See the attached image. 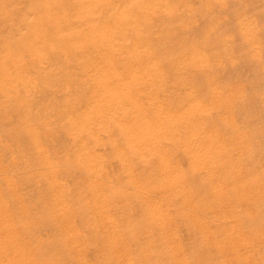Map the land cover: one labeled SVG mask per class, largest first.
<instances>
[{
	"label": "rangeland",
	"instance_id": "1",
	"mask_svg": "<svg viewBox=\"0 0 264 264\" xmlns=\"http://www.w3.org/2000/svg\"><path fill=\"white\" fill-rule=\"evenodd\" d=\"M40 1L34 0V4L32 0H0V48L5 40L20 45L24 39H35L38 35L36 38L42 36L43 41L45 38L49 41L55 36L54 22V26L51 23L49 26L33 28L36 20L39 22L47 18L57 20L51 12L49 16L45 15L46 7L49 2L52 3V0ZM74 1H61L69 5L64 4V11H60L57 17L66 18ZM93 1L97 4L95 8L97 14L105 16L107 20L113 15L124 14L121 15L124 16V21L120 29L111 30L110 25L104 26L105 30L102 31L106 34L102 33L104 37L101 43L106 45L113 37L115 48L112 52L115 61L117 65H126L127 72L126 68H123V74L109 75L115 76L116 82L127 84V87L114 94L105 86L102 90L94 91L95 93L92 91V94L88 88L94 82L92 76L94 74H28L35 79L38 86L36 90H40H37L39 96L36 94L27 97L29 102L31 100L35 102V110L34 107L29 110L32 112L31 115L27 112L28 107L18 105L11 97L12 101L8 99L9 96L5 95L6 98L2 93V96L0 94V183L4 184H0V201L3 207L11 212L19 211V207H26L22 221L15 225L14 230L9 228V232L12 233L31 221L32 224L26 230L28 233L26 235L29 237L25 240L28 243L23 241V250L36 255L42 248L44 254L54 257L52 264H264V0H107L105 3L101 0ZM57 3L60 2L53 0V4ZM39 11L41 14L44 13L42 14L44 17H41V14L37 15ZM7 12L8 14L10 12L11 16L7 15ZM93 13L96 14L94 11ZM101 24L105 25L106 22L102 20ZM77 26L72 20L70 23L65 22L63 34H66V38L54 37L57 43L68 46L70 57L74 58L82 53L79 49L76 51L73 48L75 47L73 36L79 31ZM19 28L24 29L21 31ZM45 28L48 30L46 31ZM79 29L81 32L79 31L78 35H87L86 42L83 40V46L89 47L93 41L92 32L85 24ZM73 32L75 33L72 34ZM42 33L49 34L50 38ZM100 34L98 32L99 36ZM27 46L29 45L23 46L25 51L23 47L20 48L22 55H20L21 61L16 65L18 69H26L28 61L33 59V55L30 54L33 50ZM49 52L51 55H58L55 49L51 48ZM132 66L133 69L141 70V74H130ZM150 69H152L150 74H143ZM49 76L71 80V85L76 80L72 85L75 93L72 95L71 108L76 117L79 116V122H82L77 128L75 126L74 128L72 123H68L69 118L65 116L68 102L63 96L67 90L66 85L62 86V83L56 81L49 85L46 82ZM110 92L113 95L109 94ZM89 94L92 99L89 98ZM94 94H97L96 98ZM84 95L86 98L83 97ZM87 97L89 101L95 103H91L89 122L85 123L82 121L84 118L82 113L85 107L84 100H88ZM101 98L104 102L99 101ZM50 103H56L55 107L57 106L56 110H58L48 108L47 112L46 107ZM104 103H107V108ZM109 103L113 105L110 106ZM116 105L117 107H114ZM23 107L26 108V116L30 115L34 120L29 117H24L23 120L26 114ZM109 108L119 109L110 112ZM138 113L140 116L137 117ZM20 115H22L21 123L18 120ZM41 115H44L45 119H42L44 116ZM134 118H137L136 121ZM27 122L30 123V127ZM34 126L37 127L36 130ZM142 126L145 128L143 132ZM147 129L150 136L146 135ZM78 130L81 131L77 132ZM187 133H191L186 137L188 140L185 138ZM11 134L15 135V138ZM193 135L198 138L197 142ZM76 136L83 139L82 146L76 142ZM35 138L40 139L42 143L40 150L35 146ZM192 138L195 140L192 141ZM4 140L6 141L3 144ZM51 140L54 142L51 143ZM157 140L161 141L157 143ZM153 141H156V145H151ZM142 143L148 146L145 147ZM32 146L33 150L30 149ZM83 150L91 152V165L81 160ZM161 151L165 154H161ZM198 151L199 153L196 154ZM41 152L39 160L36 156L38 157ZM51 154L53 155L50 156ZM31 156H33L32 162L29 160ZM45 156H49L52 165L42 168V157ZM55 156L57 158H54ZM166 160H171L176 170L169 165L170 161L167 163ZM24 161L27 163L24 164ZM166 163L168 168L165 166ZM64 164L67 166L64 167ZM14 165L23 169H18ZM158 165H160L159 172L156 170L159 168ZM12 167L18 169L16 175L19 177L15 175V178L16 170H12L14 169ZM155 170L157 172H153ZM151 172H153L152 176ZM157 173L162 175L164 173V180L159 174L163 181H157L159 179ZM62 174L63 176H60ZM30 176L32 179H29ZM37 176L42 178L36 179ZM152 177L155 180L151 182ZM148 181L151 184L148 185ZM40 183L42 186L49 185L43 189ZM36 184L37 187L40 186L39 191L37 190L40 195L38 193V198L34 199ZM19 186L28 188L19 189ZM25 191L34 193V198L30 192L28 193L32 197L27 192L24 193ZM5 193L8 195L5 196ZM55 193L64 199V203L50 210L48 205ZM39 197L45 202H41ZM37 201L39 204H45L44 207L42 205L43 211ZM11 203L14 204L9 205ZM30 203L36 204L33 207L30 205L31 210L28 207ZM153 206L158 208L155 209ZM37 209L41 210L40 214ZM148 209L150 212L147 211ZM26 211L32 215V218H29L30 215L28 216ZM32 211L34 214L38 213L39 217L31 214ZM152 213L165 215L162 216L165 218L164 225L155 224L156 220L153 219L155 216ZM25 215L28 218L24 217ZM42 215L47 219L42 224L44 222L47 224L49 219L52 223L51 225L49 222L50 227L48 224L41 226V228L45 226V231L39 228L41 222H37L44 220H39ZM149 216L153 218L149 219ZM80 219L83 221L80 222ZM52 220L55 223L61 221L56 223L59 229ZM19 224L22 226H18ZM33 224L37 226H32ZM70 224L77 229L75 242H72V237L68 233ZM48 228L56 232L48 234L51 231ZM29 229H34L33 234L36 232V236H32V231L29 233ZM37 233L38 235L43 233L44 240L37 236ZM30 237L36 241L29 240ZM37 237L41 240L38 241ZM55 240L56 243L53 244ZM58 240L63 246L59 245ZM32 241L36 246L32 245ZM46 241L49 242L45 243ZM148 244L150 245L147 246ZM30 246H33L32 250H28ZM44 247L51 251L44 252ZM142 248L146 252L149 250L151 256ZM141 254H144L143 257L139 256Z\"/></svg>",
	"mask_w": 264,
	"mask_h": 264
},
{
	"label": "bare ground",
	"instance_id": "2",
	"mask_svg": "<svg viewBox=\"0 0 264 264\" xmlns=\"http://www.w3.org/2000/svg\"><path fill=\"white\" fill-rule=\"evenodd\" d=\"M33 2L32 3H34L35 4V2H34V0H32ZM36 1V0H35ZM40 1V0H39ZM55 2H56V0H54ZM58 2H60V3H57V4H53V0H52V3H48V5H47V7H46V16H49V13L51 12V13H53L54 14V17L55 18H57V20H52V19H48L47 17V19H44L43 21H42V19H41V21L39 22V20H36L34 23H33V28H35V27H37L38 26V28H39V26H43V27H45V26H49V24H53V22L56 24H53V26L55 25V29L53 28V26H51L53 29H54V31H53V33H55V38H60V37H64L65 36V38H66V34H63V32H64V30H65V27H64V23L65 22H67V23H70L71 22V20H72V22H75V24H76V26L77 25H79V26H77L78 27V30L81 32V29H79V27L81 26V25H86V27L92 32V38H93V41H92V43L90 44V46L89 47H85V46H83V40H85V42H86V37H87V35L85 34V35H78V34H80L79 33V31H78V33H75V32H73L72 34H74L75 33V35L73 36L74 37V39L75 40H73V44H74V46L75 47H73V48H75V50L77 51V49H79L82 53L78 56V57H70V49L68 48V46L67 45H65V44H63V43H57L56 41V39L54 38V37H51V39L49 40V41H46V38H45V41H43L42 39L44 38V37H40V38H36V37H38V36H36L35 37V39H28V40H25L24 38H22V36H21V39L23 40L24 39V41H22L21 42V44H22V46H21V44L20 45H17V44H13V43H11V42H6V40L4 41V44L1 46V48H0V94L2 93L4 96L5 95H7V96H9L8 97V99H14L17 103H18V105H21V106H26V107H28L27 108V112H29L30 113V115H31V111H29L30 110V108L31 109H33V107H34V105H35V102L33 101L32 102V100L29 102L28 100H27V97L30 95H36V94H38L37 96H39V93H38V91L37 90H39V89H37L36 90V88L38 87L37 86V84H36V82H35V79L33 78V77H31V76H29L28 74H94V75H92L93 76V79H94V82H93V84L88 88V91L90 90L91 92L93 91H96V90H102V88L103 87H108L107 89L109 90V91H111L112 93H114V92H116V91H118V93H119V91H121V90H125L126 89V85L127 84H125V85H123V84H121V83H118V82H116V77L115 76H113V75H109V74H123V71L124 70H122L123 68H126V72H127V66L125 65V66H123V65H117V63H116V61H115V58H114V55H113V49L115 48L114 47V42H113V40H112V38L113 37H111L112 36V34L110 35V37H111V40L106 44V45H102V43H101V40H103V37L104 36H102V33H105V32H103L102 30H105V28H104V26H109L110 27V29L111 30H118V29H120L121 27H122V25H123V19H124V16H121V15H124V14H117L116 16H114L113 15V17H111V18H109L108 20L106 19V17L105 16H103V15H99V14H97V12L95 11V8L97 7V4L96 3H94V1L93 0H75L74 2H73V4L71 5V3H70V5H71V7H70V12H69V14L68 15H66L67 17L66 18H58L59 17V13H60V11H64L63 9L65 8V7H63V5L64 4H66V3H62L61 1H63V0H61V1H59V0H57ZM103 3H105L107 0H101ZM65 2V1H64ZM96 2V1H95ZM13 3H14V1H13ZM40 3H41V1H40ZM68 3H69V1H68ZM67 3V4H68ZM66 4V5H67ZM69 5V4H68ZM6 6V5H5ZM32 6H33V4H32ZM36 7H37V2H36V5H35ZM34 6V7H35ZM4 7V6H3ZM11 7V6H10ZM69 7V6H68ZM66 8H67V6H66ZM4 9H6L5 7H4ZM33 7H32V14H33ZM41 9H42V7H41ZM8 10V9H7ZM29 11V12H30ZM40 11H42V10H40ZM40 11H39V14H37V15H40L41 13H40ZM93 11L96 13L95 15H94V13H93ZM5 13H6V11H4ZM30 12V13H31ZM67 12H68V10H67ZM118 12V11H117ZM116 12V13H117ZM4 13V14H5ZM29 13V14H30ZM13 14V13H12ZM28 14V13H27ZM42 14H44V13H42ZM42 14H41V17H44V16H42ZM7 15H9V16H11L10 15V12H9V14H8V12H7ZM57 15H58V17H57ZM28 16V15H27ZM30 16H32V15H30ZM29 16V17H30ZM34 17H35V13H34ZM33 16H32V18H34ZM27 20L29 19V18H26ZM25 19V20H26ZM36 19H39V18H36ZM11 20V19H10ZM9 20V21H10ZM24 20V21H25ZM102 20H104L105 22H106V24L104 25H102L101 24V21ZM22 21V20H21ZM137 21V20H136ZM25 23H27V24H29L28 22H25ZM32 23V22H31ZM19 25V24H18ZM22 25H24L23 23H22ZM30 25V24H29ZM11 27V26H10ZM76 27V28H77ZM26 30H27V28H26V26L24 27ZM24 28H22V29H24ZM13 29V28H12ZM18 29V28H17ZM20 29V28H19ZM22 29H20L21 31H22ZM30 29L32 30V28L30 27ZM46 29V28H45ZM19 30V31H20ZM29 30V29H28ZM38 30H40V29H38ZM48 30V28L46 29V31ZM24 31V30H23ZM36 31H37V29H36ZM41 31V30H40ZM10 32V31H9ZM31 32V31H30ZM29 32V33H30ZM38 32V31H37ZM42 32H44V31H42ZM98 32H100L101 34H100V36L98 35ZM13 33V32H12ZM11 33V34H12ZM17 33H18V31H17ZM22 34V33H21ZM25 34V33H24ZM33 34V33H32ZM39 34H41V32L39 33ZM43 34V33H42ZM71 34V35H72ZM106 34V33H105ZM13 35V34H12ZM43 35H45V33L43 34ZM46 35H48L47 37H49V34H46ZM45 35V36H46ZM19 36V35H18ZM32 36V35H31ZM89 36V35H88ZM24 37H26V36H24ZM71 36L69 35L68 36V38H70ZM27 38V37H26ZM50 38V37H49ZM49 38H47V39H49ZM21 41V40H20ZM88 41V40H87ZM84 42V43H85ZM87 43H90V42H87ZM86 43V44H87ZM85 44V45H86ZM26 45H29V46H27L28 48H32V50H33V52L32 53H30L31 55H33L32 57H33V59H31V61H28V66L26 67V69H21V68H17V64H19V63H17V62H19V61H21V56L20 55H22L20 52H21V47H23V46H26ZM26 47V48H27ZM25 47H23V49H24ZM28 48H27V50H28ZM51 48L52 49H55V51L57 52V54L58 55H54V54H50V50H51ZM139 49V48H138ZM24 51H25V49H24ZM54 51V50H53ZM23 53V52H22ZM29 53V52H28ZM28 53H26V55L28 54ZM29 55V54H28ZM26 57V56H25ZM153 59H154V57H153ZM24 61H26V60H24ZM23 62V61H22ZM21 62V63H22ZM25 63V64H26ZM151 63V62H150ZM23 65V64H22ZM146 65H147V63H146ZM26 66V65H25ZM146 67V66H145ZM130 68H132V71H131V73L130 74H141V70H138V68L136 69V68H134L133 69V66L132 67H130ZM151 71H152V69H150L149 71H145L143 74H150L151 73ZM10 74H17V75H15V76H11ZM45 76V75H44ZM59 77H61V76H59ZM63 77V76H62ZM90 78H91V76H89ZM71 79H72V77H71ZM38 80V79H37ZM44 80V79H43ZM119 80V79H118ZM57 82V83H59V84H61L62 86H65L66 88H67V90H66V93L64 94V99L68 102V104L66 105V107H67V109H66V112H65V116L66 117H68L69 118V122L68 123H72L73 124V127L75 126L76 128H77V126H80V124L82 123L81 121L79 122V116H78V118L76 117V115H75V113L73 112V109L71 108L72 106L71 105H73L72 104V101H73V93H75V90L73 89V87H72V85H73V83H76V80H74V82L72 83V85H71V80H66V78H57V79H55L54 77H52V76H49V78H47V80H46V82L50 85V83L51 84H53L54 82ZM39 82H41V81H39ZM123 82H125V81H123ZM56 83V84H57ZM65 84V85H64ZM38 85H40L39 83H38ZM44 85V84H43ZM42 86V85H41ZM52 86V85H51ZM51 86H49V89L51 88ZM149 86V85H148ZM44 87H45V85H44ZM43 88V86L41 87V90H43L42 89ZM80 88V87H79ZM46 89H47V87H46ZM87 89V88H86ZM104 89H106V88H104ZM40 91V90H39ZM91 92H89V93H91ZM93 92H92V94H93ZM105 92H107V91H105ZM109 93V94H112V93ZM95 93V92H94ZM98 93V92H97ZM2 94H1V96H2ZM42 93H40V95H41ZM46 94V93H45ZM52 94V93H51ZM57 94V93H56ZM99 94V93H98ZM114 94H117V93H114ZM47 95V94H46ZM49 95V94H48ZM90 95V94H89ZM88 95V96H89ZM95 95V94H94ZM93 95V96H94ZM97 95V94H96ZM96 95H95V97L94 98H96ZM103 95V94H102ZM106 95H107V93H106ZM113 95V94H112ZM7 96H5L6 98H7ZM104 96H105V94H104ZM109 96H111V95H109ZM108 96V97H109ZM142 96V95H141ZM11 97V98H10ZM81 97V96H80ZM83 97H85L86 98V96L84 95ZM100 97V96H99ZM103 97V96H102ZM117 97V96H116ZM144 97V96H143ZM30 98H34L35 99V97H30ZM40 98H41V96H40ZM53 98V97H52ZM82 98V97H81ZM89 98L90 99H92L91 98V95L89 96ZM110 98H112L113 99V97H110ZM109 98V100L110 101H112L111 99ZM5 99V98H4ZM12 99H11V101H12ZM76 99V98H75ZM74 99V100H75ZM84 99V98H83ZM87 99H88V97H87ZM104 99H106V98H104ZM108 99V98H107ZM86 100V99H85ZM84 100V102H85V107L83 108V113H82V115H83V117L84 118H82V121L84 122L85 121V123H88L89 122V113H90V111H91V103H93V102H91V101H89V99L88 100H86L85 101ZM97 100H98V98H97ZM108 100V101H109ZM122 100V99H121ZM125 100V99H124ZM8 101V100H7ZM47 101V100H46ZM99 101H103L104 102V100L101 98V100L99 99ZM98 101V102H99ZM115 101V100H114ZM83 102V101H82ZM97 102V101H96ZM7 103H10V102H7ZM41 103V102H40ZM95 103V102H94ZM93 103V104H94ZM114 103V102H113ZM113 103L111 104V103H109L110 104V106L111 105H113ZM37 104V103H36ZM44 104V103H43ZM56 104V103H55ZM55 104H51L50 103V105L48 106V107H46L47 108V112H48V108L51 110V109H54V110H56V107H55ZM17 105V104H16ZM38 105V104H37ZM65 105V104H64ZM101 105V104H100ZM99 105V106H100ZM107 105V103H104V106H106ZM122 105V104H121ZM120 105V106H121ZM125 105H126V103H125ZM46 106V105H45ZM98 106V107H99ZM104 106L102 107L103 109H104ZM108 106V105H107ZM107 106H106V108H107ZM118 106H119V103H118ZM129 106V105H128ZM136 106H137V104H136ZM43 107V106H42ZM74 108H76L75 106H73ZM114 107H117V105L116 106H114ZM122 107H124V106H122ZM20 108V107H19ZM24 109H25V116H23V120H24V117H29V119H31L32 118V116L30 117V115L29 116H26L27 115V112H26V108L25 107H23ZM35 108L36 107H34V110H35ZM58 108V107H57ZM101 108V107H100ZM112 108V107H111ZM120 108V107H119ZM118 108V109H119ZM125 108V107H124ZM123 108V109H124ZM126 108H127V105H126ZM129 108V107H128ZM41 109V108H40ZM77 109H78V106H77ZM110 109V108H109ZM117 109V108H116ZM116 109H114L115 111H116ZM117 109V110H118ZM39 110V108H37V111ZM44 110H46V109H44ZM49 110V111H50ZM58 110V109H57ZM56 110V111H57ZM79 110V109H78ZM77 110V111H78ZM93 110V109H92ZM113 110V109H112ZM111 109H110V112L112 111ZM114 110H113V112H114ZM36 111V112H37ZM80 111V110H79ZM78 111V112H79ZM35 112V111H34ZM35 112V113H36ZM43 112V111H42ZM42 112H38V114H42ZM121 112V111H120ZM120 112H118V114L120 113ZM77 113V112H76ZM106 113H107V111H106ZM109 113V112H108ZM43 114H45V113H43ZM61 114V113H60ZM80 114V113H79ZM123 114V113H122ZM125 114V113H124ZM134 114V113H133ZM15 115H16V113H15ZM22 115H24V113H22ZM22 115H20V119H18V120H20V123L22 122L21 120V116ZM37 115V114H36ZM35 115V116H36ZM46 115V114H45ZM91 115V114H90ZM126 115V114H125ZM128 115V114H127ZM132 115V114H131ZM135 115V114H134ZM140 116V114L138 113V114H136V116ZM163 115V114H162ZM41 116H44V115H41ZM81 116V115H80ZM137 116V117H138ZM142 116V115H141ZM5 117V116H4ZM16 117V116H15ZM37 117V116H36ZM61 117V116H60ZM116 117H118V115L116 116ZM122 117V116H121ZM128 117V116H127ZM33 118H34V116H33ZM39 118V117H38ZM38 118H37V120H38ZM51 118H53L52 116H51ZM129 118V117H128ZM12 119V118H11ZM11 119H8L9 121H11ZM25 119H27V118H25ZM40 119V118H39ZM42 119H45V116H44V118H42ZM110 119H111V117H110ZM117 119V118H116ZM122 119V118H121ZM127 119V118H126ZM129 119H131V118H129ZM137 119V118H136ZM136 119L134 118V120L136 121ZM140 119V118H139ZM144 119V118H143ZM149 119V118H148ZM7 120V119H6ZM31 120H34V119H31ZM60 120V119H59ZM91 120V119H90ZM93 120V119H92ZM113 120V119H112ZM133 120V119H132ZM142 120V119H141ZM14 121V120H13ZM27 121H30V120H27ZM40 121V120H39ZM49 121H50V118H49ZM62 121V120H61ZM117 121H119V120H117ZM123 121H125V120H123ZM131 120H129V123H131L130 122ZM135 121H133V122H135ZM152 121V120H151ZM175 121V120H174ZM31 122V121H30ZM33 122V121H32ZM31 122V123H32ZM35 122V121H34ZM43 122V121H42ZM46 122V121H45ZM51 122H53V120L51 121ZM128 121L126 120V123H127ZM138 122H139V120H138ZM183 122V121H182ZM1 123V122H0ZM15 123V122H14ZM28 123V126H29V122H27ZM116 123V122H115ZM119 123V122H118ZM122 123V122H121ZM120 123V124H121ZM124 123V122H123ZM141 123V122H140ZM144 123V122H143ZM148 123V122H147ZM146 123V124H147ZM158 123V122H157ZM181 123V122H180ZM7 124H9V123H7ZM11 124V123H10ZM25 125H26V123H24ZM34 124H37V123H34ZM43 124V123H42ZM47 124H48V122H47ZM46 124V125H47ZM66 124V123H65ZM135 124H138L137 122H135ZM3 125V124H2ZM51 125V124H50ZM67 125V124H66ZM125 125V124H124ZM134 125V124H133ZM142 125V124H141ZM150 125H151V123H150ZM153 125V124H152ZM181 125H182V123H181ZM7 126V125H6ZM27 126V125H26ZM26 126H25V128H26ZM38 126H40V125H38ZM88 126V125H87ZM122 126V125H121ZM127 126V125H126ZM137 126V125H136ZM147 126V125H146ZM154 126H156L155 124H154ZM153 126V127H154ZM178 126V125H177ZM241 126V125H240ZM4 127V126H3ZM30 127V126H29ZM35 127V130L37 129V127L36 126H34ZM45 127H47V126H45ZM74 127V128H75ZM86 126L84 125V128H85ZM122 127H124V126H122ZM157 127V126H156ZM161 127V126H160ZM185 127L187 128V126L185 125ZM18 128V127H17ZM80 128V127H79ZM78 128V129H79ZM83 127H81V129H82ZM140 128V127H139ZM142 128H143V130H142ZM150 128H151V126H150ZM26 129H28V131H29V128L27 127ZM86 129H88V128H86ZM126 129V128H125ZM131 129V128H130ZM138 129V128H137ZM144 127L142 126L141 127V130H142V132L144 131ZM149 129V128H148ZM148 129H147V131H146V133L147 132H149L148 131ZM14 130H16V129H14ZM84 130V129H83ZM82 130V131H83ZM155 130V129H154ZM159 130V129H158ZM179 130V129H178ZM181 130V129H180ZM4 131H5V129H4ZM13 131V130H12ZM25 131V130H24ZM65 131V130H64ZM81 130H78L77 132H80ZM126 131V130H125ZM130 131V130H129ZM156 131V130H155ZM2 133H3V130L1 131ZM14 132V131H13ZM20 132H22V130L20 131ZM30 132V131H29ZM84 132V131H83ZM137 132V131H136ZM135 132V133H136ZM139 132H140V130H139ZM138 132V133H139ZM175 132H176V129H175ZM16 133V132H15ZM39 133H40V131H39ZM56 133V132H55ZM129 133H131V131L129 132ZM128 133V134H129ZM137 133V134H138ZM172 133H174V132H172ZM195 135H197L195 132H193ZM21 134H23V133H21ZM25 134V133H24ZM29 134H31V133H29ZM33 134H34V132H33ZM58 134H59V132H58ZM58 134L56 135V136H58ZM74 134V133H73ZM72 134V135H73ZM145 134V133H144ZM150 134H151V131H150ZM189 134H191V133H187L186 134V136H185V138L189 135ZM2 135V134H1ZM9 135H10V133H9ZM11 135H13V134H11ZM26 135V134H25ZM28 135V134H27ZM32 135V134H31ZM40 135V134H39ZM42 135V134H41ZM76 135V134H75ZM82 135V134H81ZM140 135V134H139ZM147 136L149 135V133H147L146 134ZM152 135H153V133H152ZM154 135H155V133H154ZM158 135V134H157ZM2 136H4V134L2 135ZM6 136H8V134L6 135ZM15 135H13V137H14ZM29 136V135H28ZM34 136V135H33ZM45 136V135H44ZM62 136V135H61ZM132 136V135H131ZM141 136V135H140ZM139 136V137H140ZM150 136V135H149ZM9 137H11V136H9ZM24 137V136H23ZM47 137V136H46ZM75 137V136H74ZM143 137V136H142ZM159 136H157V138H158ZM164 137H165V135H164ZM190 137H192V136H190ZM193 137H194V135H193ZM4 138V137H3ZM15 138V137H14ZM16 138H17V136H16ZM29 138H32V137H29ZM34 138V137H33ZM45 138V137H44ZM48 138V137H47ZM55 138V137H54ZM53 138V139H54ZM141 138V137H140ZM153 139H156L155 137H152ZM194 138H196L197 140H195ZM194 138H192L193 140L192 141H198V138L195 136ZM8 139V138H7ZM49 139V138H48ZM47 139V140H48ZM51 139H52V137H51ZM76 142L78 143L79 142V144H81L80 146H82L83 145V139L82 138H80V137H77L76 136ZM90 139V138H89ZM136 139V138H135ZM164 139H166V138H164ZM187 140H188V138H186ZM9 140H11V139H9ZM18 141H19V139H17ZM30 140V139H29ZM55 140V139H54ZM57 140V139H56ZM55 140V141H56ZM74 140V139H73ZM140 140V139H139ZM147 140H149V139H147ZM152 140V139H151ZM161 140H163V139H161ZM161 140H159V141H161ZM187 140H186V142H187ZM6 140H4V141H2L3 142V144H4V142H5ZM15 141V140H14ZM32 141V140H31ZM43 141V140H42ZM52 141L53 140H51V143H52ZM135 142L136 141H138V140H134ZM145 141V140H144ZM143 141V142H144ZM158 140H157V143L159 142ZM16 142V141H15ZM54 142V141H53ZM154 142V141H153ZM156 142V141H155ZM151 143V145H156V143ZM165 142V141H164ZM19 143V142H18ZM34 143H35V146H36V148L38 149V150H40L41 149V146H42V143H41V141H40V139H37V138H35L34 139ZM44 143V142H43ZM140 143V142H139ZM138 143V145L140 146V144ZM146 143L147 144H150V142L148 143L147 141H146ZM188 143H190V142H188ZM187 143V144H188ZM195 143V142H194ZM7 144V143H6ZM5 144V145H6ZM31 144V143H30ZM54 145H55V143H53ZM53 144H51V145H53ZM89 144V143H88ZM143 144V143H142ZM145 144V143H144ZM143 144V145H144ZM5 145H3V146H5ZM48 145H50V144H48ZM150 145V146H151ZM189 145V144H188ZM13 146H14V144H13ZM24 146V145H23ZM35 146H34V148H35ZM148 145H146L145 144V147H147ZM150 146L148 147V148H150ZM159 146H160V144H159ZM158 146V148H161L162 150H163V145H162V147H159ZM187 146V145H186ZM191 146V145H190ZM192 146H193V144H192ZM191 146V147H192ZM8 147V146H7ZM18 147V146H17ZM49 147V146H48ZM63 147V146H62ZM143 147V146H142ZM22 148V147H21ZM27 148V147H26ZM26 148H25V150H26ZM33 148V146L30 148V149H32ZM35 148V149H36ZM84 148V147H83ZM82 148V149H83ZM86 148V147H85ZM139 148V147H138ZM155 149L157 148L156 146L154 147ZM189 148V147H188ZM193 149L195 148V147H192ZM28 149V148H27ZM141 149V148H140ZM147 149V148H146ZM160 149V150H161ZM8 150H9V148H8ZM18 150V149H17ZM33 150V149H32ZM159 150V151H160ZM165 150V149H164ZM197 150V149H196ZM21 151H23V150H21ZM47 151V150H46ZM158 151V152H159ZM201 151V150H200ZM31 152H34V151H31ZM48 152H49V150H48ZM52 152H53V150H52ZM58 152V151H57ZM56 152V153H57ZM12 153V152H11ZM19 153V152H18ZM35 153V152H34ZM37 153V152H36ZM40 153V152H39ZM38 153V154H39ZM50 153V152H49ZM55 153V152H54ZM81 153V152H80ZM83 154H81L82 155V159L81 160H83V161H87L88 162V164H92L91 163V159H92V154H91V152H88L87 150H83V152H82ZM161 154H163L162 153V151L160 152ZM197 153H199V151L198 152H196V154ZM79 154V153H78ZM105 154V153H104ZM165 154V153H164ZM168 154V153H167ZM14 155V154H13ZM16 155V154H15ZM17 155H19V154H17ZM16 155V156H17ZM30 155H37V154H32V153H30ZM42 155V152H41V154L40 155H38V157L36 156V158H40L39 156H41ZM53 154H51L50 156H52ZM169 155V154H168ZM58 156V155H57ZM79 156H80V154H79ZM160 156V155H159ZM14 157V156H13ZM22 157V156H21ZM29 157V156H28ZM32 157L33 156H31V158H29V160L32 162ZM81 157V156H80ZM162 157H163V155H162ZM161 157V159H163ZM168 157H170V156H168ZM167 157V158H168ZM18 158V157H17ZM23 158H25V156L23 157ZM27 158V157H26ZM43 159H42V168H44L46 165H52V161H51V159L49 158V156H45V157H42ZM53 158V157H52ZM54 158H57L56 156L54 157ZM60 158V157H59ZM165 158H166V156H165ZM164 158V159H165ZM163 159V160H164ZM170 159V158H169ZM10 160V159H9ZM14 161H15V157H14V159H13ZM18 160H21V159H18ZM25 161H26V159H24ZM28 160V159H27ZM29 160H28V162H29ZM33 160H35L34 158H33ZM40 160V159H39ZM59 160V159H58ZM23 161V160H22ZM24 161V164H26L27 162H25ZM167 161V160H166ZM170 161V164L169 165H171L172 166V162H171V160H169ZM169 161H167V163H169ZM34 162V161H33ZM37 162V161H36ZM58 162V161H57ZM84 162V163H85ZM164 162V161H163ZM160 163V162H159ZM158 163V164H159ZM167 163H166V167H167ZM13 164H15V163H13ZM13 164H12V166H13ZM113 164V163H112ZM7 165V164H6ZM17 165V164H16ZM16 165H14V166H16ZM20 165H21V163H20ZM31 165H32V163H31ZM37 165V164H36ZM162 165V164H161ZM23 166V165H22ZM65 166H67V165H65L64 164V167ZM77 166V165H76ZM163 166H164V164H163ZM165 166H164V168H165ZM17 168L18 167H20V166H16ZM57 167V166H56ZM58 167H59V165H58ZM64 167H61V168H64ZM158 169H156L157 171L160 169V165H158ZM173 167V166H172ZM12 168H14V169H12V170H16L15 169V167H12ZM60 168V167H59ZM162 168V167H161ZM164 168L162 169V171L164 170ZM168 168V167H167ZM174 168V167H173ZM172 168V169H173ZM18 169H23V167L22 168H18ZM17 169V170H18ZM25 169H26V167H25ZM49 169V168H48ZM47 169V170H48ZM57 169V173H58V168H56ZM67 169V168H66ZM171 169V168H170ZM175 169V168H174ZM7 170V169H6ZM17 170L15 171V174H14V176L16 175V172H17ZM64 170V169H63ZM63 170H62V172H63ZM153 171V172H157V171ZM176 170V169H175ZM178 170V169H177ZM236 170V169H235ZM161 171V172H162ZM168 172H169V170H167ZM20 172V171H19ZM153 172H151V176L153 175ZM159 172V171H158ZM160 172V173H161ZM176 172V171H175ZM11 173V172H10ZM27 173V172H26ZM67 173H68V169H67ZM74 173H75V171H74ZM160 173H157L158 174V176H159V174ZM171 173V172H170ZM173 173V172H172ZM8 174V173H7ZM12 174V173H11ZM18 174V173H17ZM25 174V173H24ZM43 174H45V171L43 170ZM59 174H61L60 172H59ZM58 174V175H59ZM64 174V173H63ZM63 174L62 175H60V176H63ZM76 174V173H75ZM88 174V173H87ZM2 175V174H1ZM13 175V174H12ZM19 175H21V173L19 174ZM65 175V174H64ZM82 175V174H81ZM154 175H156V174H154ZM160 175H162V174H160ZM17 176V175H16ZM16 176H15V178H16ZM27 176V175H26ZM29 176V175H28ZM43 176V175H42ZM67 176V175H66ZM65 176V177H66ZM150 176V175H149ZM163 180H164V173H163ZM17 177H19V176H17ZM23 177V175L21 176V178ZM40 178H42L41 176H39ZM39 177L37 176L36 177V179H39ZM79 177V176H78ZM83 177V176H82ZM26 178V177H25ZM29 178V177H28ZM76 178V177H75ZM153 178V177H152ZM159 179L161 178L160 176L158 177ZM18 179H20V178H18ZM29 179H32V177L30 176V178ZM48 179V178H47ZM60 179H62V178H60ZM64 179V178H63ZM67 179V178H66ZM157 180V181H163V180ZM16 181H17V179H15ZM24 180V179H23ZM40 180V179H39ZM150 180H151V178H150ZM155 180V178H153V180H151V182L152 181H154ZM21 181V180H20ZM28 181V182H27ZM27 181H24L25 183L27 182V183H29V180H27ZM31 181V180H30ZM37 181V180H36ZM1 182V181H0ZM18 182V181H17ZM37 182H39V181H37ZM48 182V181H47ZM46 182V183H47ZM50 182V181H49ZM74 182V181H73ZM7 183V182H6ZM31 183H32V181H31ZM71 183V182H70ZM156 183H158V182H156ZM155 183V184H156ZM0 184H2V183H0ZM9 184V183H8ZM20 184H23V183H20ZM30 184V183H29ZM33 184V183H32ZM149 184H151L149 181H148V185ZM153 185H154V182L152 183ZM2 185H4V184H2ZM6 185V184H5ZM19 185V184H18ZM49 185V184H48ZM48 185H46L45 184V186H48ZM64 185H65V183H64ZM63 185V186H64ZM74 185V184H73ZM40 186H42L41 185V183H40ZM40 186L38 185V187L40 188ZM45 186H42L43 187V189H44V187ZM70 186H72V184L70 185ZM1 187V186H0ZM4 187V186H3ZM20 187L22 188H24V189H27V188H25L24 186H19V189H20ZM32 187H34V185H32ZM36 187H37V184H36ZM36 188V194H34L35 195V198H34V195L30 192V191H28V192H30L32 195H33V198L34 199H36V197L38 198V196L40 195V193H39V195H38V193H37V190L39 189V188ZM42 187H41V189L40 190H42ZM66 187H67V185H66ZM5 188V187H4ZM31 188V187H30ZM46 188H48L49 189V187H46ZM46 188H45V192L47 191L46 190ZM63 188H65V187H63ZM33 189V188H32ZM32 189H30V190H32ZM35 189V188H34ZM10 189H8V191H9ZM12 190V189H11ZM68 190H69V188H68ZM33 191V190H32ZM39 191V190H38ZM65 191V190H64ZM72 191V190H71ZM3 192V191H2ZM6 192V191H5ZM27 191H25L24 193H26ZM27 192V193H28ZM42 192V191H41ZM68 192V191H67ZM67 192H65L66 194H67ZM81 192V191H80ZM4 193V192H3ZM9 193V192H8ZM43 193V192H42ZM69 193H70V191H69ZM72 193V192H71ZM13 194V193H12ZM11 194V195H12ZM22 194V193H21ZM29 194V193H28ZM78 194V193H77ZM6 195H8L7 193H5V196ZM25 196H26V194H24ZM49 195V194H48ZM14 196V195H13ZM23 197L24 199H27L26 197L28 196H26V197ZM29 196H31L30 194H29ZM75 196V195H74ZM8 197V196H7ZM32 197V196H31ZM64 197V196H63ZM66 197V196H65ZM67 197H69V196H67ZM30 198V197H29ZM40 199H41V197H39ZM101 198V197H100ZM11 199V198H10ZM103 199V198H102ZM102 199H100L101 201H103ZM243 199V198H242ZM17 200V199H16ZM16 200H14V201H16ZM23 200V199H22ZM29 200V199H28ZM67 200V199H66ZM71 200L72 199H70V202H71ZM157 200V199H156ZM156 200H154V201H156ZM14 201H11V202H14ZM25 201V200H24ZM27 201V200H26ZM30 202H32L31 200H29ZM34 201H36V200H34ZM39 201V200H38ZM38 201H37V203H38ZM48 201V200H47ZM8 202H9V200H8ZM41 202H45V201H42V199H41ZM157 202H158V200H157ZM234 202V201H233ZM28 203V202H27ZM36 203V202H35ZM34 203V204H35ZM36 203V204H37ZM43 203L42 204H39V205H41V207H39V205H38V207L39 208H42V205H43ZM64 203V199L61 197V196H59L57 193H55L54 194V196H53V199H52V201H51V203H49V205H48V208L50 209V210H53L56 206H60V205H62ZM77 203V202H76ZM138 203V202H137ZM12 204H14V203H11V204H9V205H12ZM21 204V203H20ZM20 204H18V205H20ZM32 203H30L29 204V209L31 210V208H30V205H31ZM33 204V205H34ZM35 204V205H36ZM70 204H72V203H70ZM78 204V203H77ZM141 204V203H140ZM139 204V205H140ZM153 204V203H152ZM33 205H31V207H33ZM154 205V204H153ZM156 205H158V203L156 204ZM238 205V204H237ZM14 206V205H13ZM45 206V204L43 205V207ZM71 206V205H70ZM36 207V206H35ZM37 207V208H38ZM155 209H157L158 208V206H157V208L155 207V206H153ZM152 207V208H153ZM14 208H15V206H14ZM20 209H19V211H16L15 209V211L16 212H11L10 210H8L7 208H4L3 207V203L0 201V264H52L53 263V259H54V257L53 256H47L46 254H44L43 253V251H42V248H41V250L39 249V247H37L39 250L37 251V253H36V255H31V254H29V253H26L24 250H23V247H22V243H23V241L27 238V237H29V236H27L26 234H28L27 232H26V230H28L27 228H29L30 227V224H32L31 223V221H29V219H27L29 222V224H26V225H24V226H22V224H19L18 226H22V227H16L17 229L15 230V231H13L12 233H10L9 232V228L11 229H13L14 227H15V225H17V223H19L20 221H22L21 219H22V214H23V212H24V210L26 209V207L24 206L23 208H21V207H19ZM38 208V209H39ZM73 208H75L74 206H73ZM119 208V207H118ZM38 209H37V211H38ZM43 209L44 208H42V211H43ZM12 210H13V208H12ZM76 210V209H75ZM142 210V209H141ZM218 210H220V209H218ZM34 211H36V209L34 210ZM34 211H32V212H30L31 214H34L33 212ZM39 211H41V210H39ZM38 211V212H39ZM45 211V210H44ZM83 211V210H82ZM122 211V210H121ZM148 212H150L149 211V209L147 210ZM154 211V210H153ZM153 211H151V212H153ZM161 211V210H160ZM77 212V211H76ZM91 212H93L92 210H91ZM110 212V211H109ZM156 212H159V211H156ZM16 213V214H15ZM26 213H27V211H26ZM36 213V212H35ZM42 213V212H41ZM161 213H163V214H165L164 212H161ZM28 214V213H27ZM38 214V213H37ZM37 214H34L36 217L38 216ZM39 214H40V212H39ZM44 214V213H43ZM75 214V213H74ZM129 214V213H128ZM163 214H158V213H156V214H153L152 213V215L153 216H155V218H153V216L152 217H150L149 216V219L150 218H153V219H155L156 220V222H155V224H160V225H164V223H165V215H163ZM30 214H28V216H29ZM33 215V218L35 219L36 217ZM78 215V214H77ZM101 215V214H100ZM126 215V214H125ZM149 215V214H148ZM151 215V214H150ZM71 216H73V215H71ZM162 216H164V217H162ZM24 217H26V218H28L26 215L24 216ZM39 217V216H38ZM41 217V216H40ZM44 216L42 215V218H39V220L40 219H44L43 218ZM46 217V216H45ZM76 217V216H75ZM29 218H32V215H30V217ZM33 219V220H34ZM148 219V218H147ZM153 219H151V221H155V220H153ZM32 220V219H31ZM45 220H47V219H44V220H41V221H37V222H41V224H42V222L43 221H45ZM51 219H49L48 221L51 223V221H50ZM34 221H36V219L34 220ZM53 221V220H52ZM83 221V220H82ZM81 221V219H80V222H82ZM131 221V220H130ZM147 221H149V220H147ZM23 222H24V220H23ZM49 222L47 223L48 225H49V227H50V224H49ZM54 222V221H53ZM59 222V221H58ZM58 222H56L57 224H58ZM61 222V221H60ZM59 222V223H60ZM243 222V221H242ZM33 223H35V222H33ZM39 223H38V225H39ZM45 223V222H44ZM43 223V224H44ZM55 222L53 223V224H56ZM36 224V223H35ZM40 224V226H39V228H41V226L43 227V224L41 225ZM47 224H44V225H47ZM56 224V227H58V225ZM259 224V223H258ZM51 225H52V223H51ZM87 225V224H86ZM32 226H37V225H32ZM53 227H54V225H53ZM53 227L51 226V228L53 229ZM123 227V226H122ZM137 227V226H136ZM143 227V226H142ZM161 227V226H160ZM38 228V230H40ZM51 228L49 229V231L51 230ZM158 228V227H157ZM163 228V227H162ZM161 228V229H162ZM166 228H167V226H166ZM36 229V228H35ZM43 231H45L46 229H45V226H44V228H41ZM54 229H55V227H54ZM54 229H53V231H54ZM57 229V228H56ZM58 229H59V227H58ZM57 229V232L59 231ZM14 230V229H13ZM69 231H68V233L71 235V237H72V242H75V240H76V236H77V229L72 225V224H70V226H69V229H68ZM82 230V229H81ZM252 230V229H251ZM32 231V236H36V232L33 234V232H34V229L33 230H31V229H29V233ZM37 231V230H36ZM84 231H85V229H84ZM47 232V231H46ZM55 232H56V230H55ZM55 232H52V230L50 231V232H48V234H51V233H55ZM39 233V232H38ZM38 233H37V236H40V237H42L43 238V236L42 235H44L43 233H42V235H38ZM181 234V233H180ZM56 235V234H55ZM86 235V234H85ZM98 235V234H97ZM46 236V235H45ZM53 236H54V234H53ZM259 236V235H258ZM49 237V236H48ZM83 237H85V236H83ZM38 238L39 237H37V240H38ZM45 238V237H44ZM44 238H43V240H44ZM52 238V237H51ZM55 238V237H54ZM30 239H33L34 240V238H32V237H30L29 238V240ZM47 239H50V238H47ZM98 239H99V237H98ZM150 239V238H149ZM39 240H41V239H39ZM38 240V241H39ZM59 240H61L62 241V239H59ZM59 240H58V243H59V245H61L60 244V242H59ZM97 240V239H96ZM34 241H36V240H34ZM37 241V242H38ZM52 241V240H51ZM33 242V241H32ZM49 241H46L45 243H48ZM25 243L27 244L28 242L25 240ZM25 243L23 244V246L25 245ZM42 243H43V241H42ZM53 244L54 243H56V240L54 241V242H52ZM52 243H51V245H50V248L45 244V246H47L49 249H51V246H52ZM100 243V242H99ZM35 245L36 246V243H32V245ZM44 244V243H43ZM86 244V243H85ZM55 245H57V244H55ZM150 244H148L147 246H149ZM40 246V245H39ZM54 246V245H53ZM58 246V245H57ZM61 246H63V245H61ZM147 246H145V247H147ZM31 248L29 249L28 248V250H32V248H33V246H30ZM41 247V246H40ZM42 247H43V245H42ZM46 247V248H47ZM55 248H56V246H54ZM60 247V246H59ZM143 247V246H142ZM35 248V247H34ZM45 247H44V252H48V251H51V250H49V249H46ZM144 248V247H143ZM142 248V249H143ZM25 249V248H24ZM45 249H46V251H45ZM141 249V250H142ZM147 249V248H146ZM150 249V248H149ZM48 250V251H47ZM141 250H140V252H141ZM144 251H145V249H143ZM35 251V250H34ZM42 251V252H41ZM149 250H147V252H148ZM27 252H29V251H27ZM33 252V251H32ZM114 251L112 250V253H113ZM146 252V251H145ZM144 252V253H145ZM146 252V253H147ZM92 253V252H91ZM66 254H67V252H66ZM147 254H149V256H151V254L148 252ZM147 254H145V256L147 257ZM59 255H60V253H59ZM144 255V254H143ZM143 255L141 254V255H139L140 257H143ZM61 256V255H60ZM139 256L137 257V258H139ZM58 258V257H57ZM93 258H95V257H93ZM93 258H92V260H93ZM149 258V257H148ZM141 259V258H140ZM144 259V258H143ZM142 259V260H143ZM56 260V259H55ZM60 260V259H59ZM90 260V259H89ZM139 260V259H138ZM142 260H140V262L142 261ZM62 261V260H61ZM56 262V261H55ZM96 263V262H95ZM130 264H132V263H130Z\"/></svg>",
	"mask_w": 264,
	"mask_h": 264
}]
</instances>
